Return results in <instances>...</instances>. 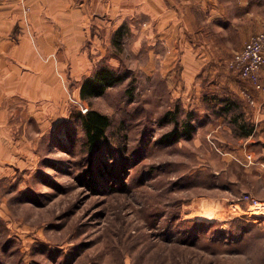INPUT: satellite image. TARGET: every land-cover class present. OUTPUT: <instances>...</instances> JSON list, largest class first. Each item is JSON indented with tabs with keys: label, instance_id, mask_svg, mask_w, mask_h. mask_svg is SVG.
<instances>
[{
	"label": "rangeland",
	"instance_id": "obj_1",
	"mask_svg": "<svg viewBox=\"0 0 264 264\" xmlns=\"http://www.w3.org/2000/svg\"><path fill=\"white\" fill-rule=\"evenodd\" d=\"M68 1L82 56L64 100L11 104L1 122L0 264H264V128L241 115L253 88L227 68L246 41L232 28L186 56L136 0ZM104 66L123 80L82 99ZM90 109L111 119L95 148ZM190 113L192 136L163 142Z\"/></svg>",
	"mask_w": 264,
	"mask_h": 264
},
{
	"label": "crops",
	"instance_id": "obj_2",
	"mask_svg": "<svg viewBox=\"0 0 264 264\" xmlns=\"http://www.w3.org/2000/svg\"><path fill=\"white\" fill-rule=\"evenodd\" d=\"M136 1V11L151 23L154 38L169 44L190 43L200 38L206 46L210 39L232 32V28L239 41H247L264 23V0ZM69 3L68 0L0 2V148L3 144L4 150L9 135L2 132L6 127L1 122L7 120L9 106L30 107L32 100L38 99L64 100L65 75L68 71H80L82 38L79 23L70 19L76 17V9L70 10ZM49 11L60 18L51 19ZM185 49L186 56L197 54L191 43ZM255 95L253 105L241 100L246 111L241 115H250L264 128V98L260 93ZM8 153L9 149L3 151L4 157ZM1 155L0 149V161Z\"/></svg>",
	"mask_w": 264,
	"mask_h": 264
},
{
	"label": "trees",
	"instance_id": "obj_3",
	"mask_svg": "<svg viewBox=\"0 0 264 264\" xmlns=\"http://www.w3.org/2000/svg\"><path fill=\"white\" fill-rule=\"evenodd\" d=\"M121 30H118V32ZM123 75L118 74L110 67H101L91 76L84 79L81 85L80 95L82 99L89 100L94 97L102 96L108 88L115 86L123 80ZM228 109V107H226ZM192 113L188 118L180 124L176 122V126L170 132L162 136V141L172 143L185 136L190 138L196 130V125L192 120ZM82 124L85 131L86 142L91 148L98 146V143L104 140L107 136V131L111 126V119L108 115L101 113L98 110L90 109L82 115ZM251 133L247 132V134ZM92 181V180H91Z\"/></svg>",
	"mask_w": 264,
	"mask_h": 264
},
{
	"label": "built area",
	"instance_id": "obj_4",
	"mask_svg": "<svg viewBox=\"0 0 264 264\" xmlns=\"http://www.w3.org/2000/svg\"><path fill=\"white\" fill-rule=\"evenodd\" d=\"M228 66L252 85L253 92L249 94L251 104L256 103L255 92L260 93L264 98V23L257 33L234 52L228 61Z\"/></svg>",
	"mask_w": 264,
	"mask_h": 264
},
{
	"label": "bare ground",
	"instance_id": "obj_5",
	"mask_svg": "<svg viewBox=\"0 0 264 264\" xmlns=\"http://www.w3.org/2000/svg\"><path fill=\"white\" fill-rule=\"evenodd\" d=\"M210 214V213H209Z\"/></svg>",
	"mask_w": 264,
	"mask_h": 264
}]
</instances>
